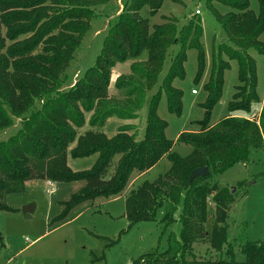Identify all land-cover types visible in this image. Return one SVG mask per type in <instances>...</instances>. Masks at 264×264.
<instances>
[{
    "label": "trees",
    "instance_id": "16d2710c",
    "mask_svg": "<svg viewBox=\"0 0 264 264\" xmlns=\"http://www.w3.org/2000/svg\"><path fill=\"white\" fill-rule=\"evenodd\" d=\"M94 1L0 0V130L11 125L13 118L22 119L21 130L0 142V210H12L5 202L6 196L22 191L28 181L85 180V187L65 202L61 217L64 218L84 201L121 195L135 171L145 173L167 157L171 166L166 173L153 182L144 181L128 194L127 218L132 225L158 221L167 230L180 212L181 232L179 237L169 235L165 249L156 248L132 264H264V241H247L240 248L244 259H236L234 247L228 241V219L230 208L237 201V191L233 193V188L213 182L215 176L248 162L253 151L264 149V100L257 93V64L249 54L252 48L264 54V41L260 40L264 33V0H259L258 13L250 9V0H208L227 39L215 50L211 75L205 84L208 98L203 105L204 118L197 123L199 130L182 132L177 139L193 147L187 156L173 150L174 143L166 137L168 125L157 110L160 95L165 92L170 113L181 115L183 92L173 82L185 76L188 49L198 51L197 79L204 73L200 13L182 28L178 27L177 19L167 18L151 30L140 12L148 6L149 16H155L164 0H129L109 28L96 65L65 90L67 79L62 75L90 29ZM215 3L231 10L221 14ZM3 24L13 41L6 53H2ZM28 33L29 36L19 39ZM174 44L181 48L160 91L153 96L144 137L138 140L137 131L127 126L108 137L101 129L109 118L139 117ZM40 45L42 51L37 52ZM144 51L147 59L134 61L131 73L115 83L124 92L123 97H109L116 64L138 60ZM230 60H236L239 67V84L229 103L231 114L211 124ZM35 99L42 101L37 109ZM258 103H262L260 115L251 118L253 106ZM93 110L90 128L80 133L86 125L85 113ZM238 111L246 115L239 116ZM74 143L70 151L73 158L98 154L91 170L74 172L70 168L69 147ZM116 156L120 157L111 172ZM200 169L207 173L197 175ZM211 203L213 223L208 230ZM203 240L216 253L225 250L227 259L197 256L194 244Z\"/></svg>",
    "mask_w": 264,
    "mask_h": 264
},
{
    "label": "rangeland",
    "instance_id": "374dc122",
    "mask_svg": "<svg viewBox=\"0 0 264 264\" xmlns=\"http://www.w3.org/2000/svg\"><path fill=\"white\" fill-rule=\"evenodd\" d=\"M129 0H95L91 9L94 18L90 22V29L81 41V45L73 53V60L62 77H66L63 89L68 90L74 81L83 77L85 72L96 65L102 51L109 28L115 22L126 2ZM58 7L57 5H54ZM221 14L231 10L230 7L215 3ZM250 9L255 13L259 11V0H250ZM149 8L145 6L140 15L147 19L151 30L155 25L162 24L167 18L177 19V25L182 28L190 18L199 11V18L203 24V48L205 54L204 73L197 79L199 61L196 49L187 50L184 78H176L174 87L183 92V110L181 115L170 113L167 105V95L162 92L158 105L159 117L167 123L166 137L174 143L173 150L181 156L189 155L193 147L190 144L179 142L182 132H197V123L204 118L203 105L208 94L205 84L208 82L213 68L215 50L226 41L227 36L217 13L211 9L208 0H164L162 8L155 15L149 16ZM8 29L1 26V35L5 39L6 53L13 43L8 37ZM22 35L19 39L29 36ZM264 41V33L260 36ZM39 46L37 52L42 51ZM181 46L174 44L168 54L159 75L158 82L151 90L137 119L124 120L117 117L108 119L101 129L108 137L116 135L123 126L131 127L137 131V139L141 140L146 131L147 118L153 96L160 91L173 58L180 51ZM249 54L257 64V93L261 101L264 100V54L250 49ZM147 51H144L138 60L129 59L124 63H117L112 73V82L109 87V97L122 98L123 91L116 88V81L122 76L131 73L134 61H145ZM224 59H227L224 56ZM230 69L225 72V83L220 100L214 107L211 124L222 121L231 114L229 103L236 92L238 80V62L230 60ZM196 90L197 94L193 93ZM35 109L42 101L34 100ZM109 107V106H108ZM251 118L260 115L262 103L253 106ZM239 116L246 115L242 111L236 112ZM98 114V111H97ZM95 116V110L85 113L86 125L79 130L84 133L90 128L89 121ZM22 119L13 118V123L0 130V142L7 141L11 136L21 130ZM69 147L68 164L74 172L91 170L98 158V154L82 158H73ZM120 156L114 158L111 172L115 169ZM171 163L167 157L150 171L144 174L135 171L130 179L134 183L127 191L112 198H98L84 201L73 207L66 217L61 218L65 202L72 195L81 191L85 180L72 182H52L47 179H36L26 182L20 192H13L6 196L5 202L12 209L0 210V232L4 236V245L0 243V264H132L143 254L156 248H166L171 233L178 236L181 232V222L177 220L167 230L158 221H142L132 225L127 218V197L131 189L136 188L144 181H155L160 175L170 169ZM129 182V183H130ZM213 182L229 188L236 187L237 201L229 211V243L235 250L238 261L244 256L240 250L247 241H264V149L253 151L250 160L239 163L225 172L214 177ZM241 182V185L238 184ZM129 185V184H128ZM54 187V192L48 189ZM128 187V186H127ZM125 189V190H126ZM236 191L234 193H236ZM32 205L34 209L31 217H27L23 209ZM210 217L207 229L211 230L213 223V205L210 204ZM180 210V209H179ZM197 256L213 257L214 259H227L226 251L216 253L211 250L207 240L194 244Z\"/></svg>",
    "mask_w": 264,
    "mask_h": 264
},
{
    "label": "water",
    "instance_id": "95a60500",
    "mask_svg": "<svg viewBox=\"0 0 264 264\" xmlns=\"http://www.w3.org/2000/svg\"><path fill=\"white\" fill-rule=\"evenodd\" d=\"M206 173H207V171L205 169H200V170H198L197 175H205ZM232 191L234 193L236 191V187H233ZM33 209H34V206L29 205V206H26L23 209V211L27 217H31V213H32Z\"/></svg>",
    "mask_w": 264,
    "mask_h": 264
},
{
    "label": "crops",
    "instance_id": "0c3cea01",
    "mask_svg": "<svg viewBox=\"0 0 264 264\" xmlns=\"http://www.w3.org/2000/svg\"><path fill=\"white\" fill-rule=\"evenodd\" d=\"M123 6H121V8H122ZM76 81H74V83H75ZM73 83V84H74ZM194 94H197V93H194ZM215 124V123H214ZM154 168V167H153ZM152 168V169H153ZM152 169H150V170H152ZM149 170V171H150ZM146 173V172H145ZM142 174H144V173H142ZM135 183V182H134ZM133 182L131 183H129V185H128V187H127V189H129L133 184H134ZM127 189L125 190V192L127 191ZM134 189V188H133ZM132 190V189H131ZM1 233V232H0ZM0 243H1V245L3 246L4 245V236L2 235V233H1V238H0Z\"/></svg>",
    "mask_w": 264,
    "mask_h": 264
},
{
    "label": "built area",
    "instance_id": "2783aa9c",
    "mask_svg": "<svg viewBox=\"0 0 264 264\" xmlns=\"http://www.w3.org/2000/svg\"><path fill=\"white\" fill-rule=\"evenodd\" d=\"M196 13H200L199 11H197ZM193 93H197L196 90H193ZM49 193H53L54 192V187L48 189Z\"/></svg>",
    "mask_w": 264,
    "mask_h": 264
}]
</instances>
